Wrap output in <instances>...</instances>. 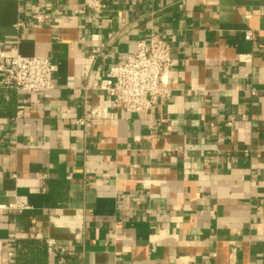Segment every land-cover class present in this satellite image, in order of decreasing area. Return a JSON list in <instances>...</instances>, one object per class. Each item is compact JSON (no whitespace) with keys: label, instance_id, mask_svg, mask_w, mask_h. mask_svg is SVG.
I'll return each mask as SVG.
<instances>
[{"label":"crops","instance_id":"crops-1","mask_svg":"<svg viewBox=\"0 0 264 264\" xmlns=\"http://www.w3.org/2000/svg\"><path fill=\"white\" fill-rule=\"evenodd\" d=\"M104 2L0 0V49L57 66L44 94L0 74V264H264V0ZM152 34L171 92L127 112L97 85Z\"/></svg>","mask_w":264,"mask_h":264},{"label":"built area","instance_id":"built-area-1","mask_svg":"<svg viewBox=\"0 0 264 264\" xmlns=\"http://www.w3.org/2000/svg\"><path fill=\"white\" fill-rule=\"evenodd\" d=\"M82 10L102 13L106 11L104 0H83ZM34 24H51L55 13L47 10H37L30 15ZM26 21L19 18L16 29L25 28ZM246 38L251 39L247 34ZM173 48L165 38L152 34L149 40H139L134 50L125 59L110 67L100 80L97 88L109 96L114 105L127 112H149L162 97L170 95L169 70L173 65ZM56 64L50 57L24 56L20 53L8 57L0 49V74L2 87L7 90L44 94L54 88ZM23 113V107L18 106L16 118ZM15 118V119H16ZM231 122L233 120H230ZM77 123L86 125V118H79ZM15 213L31 209L25 196H15L14 201L6 206ZM14 242V241H12ZM49 254H54L55 240L45 241ZM15 243H11L7 251L9 260L15 258Z\"/></svg>","mask_w":264,"mask_h":264}]
</instances>
